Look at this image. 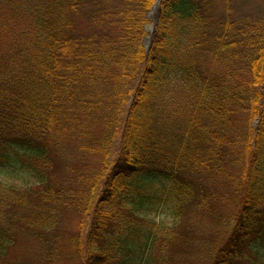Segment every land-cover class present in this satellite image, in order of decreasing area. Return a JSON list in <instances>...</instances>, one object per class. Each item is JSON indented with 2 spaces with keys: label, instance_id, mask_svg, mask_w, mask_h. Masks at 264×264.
Wrapping results in <instances>:
<instances>
[{
  "label": "trees",
  "instance_id": "obj_1",
  "mask_svg": "<svg viewBox=\"0 0 264 264\" xmlns=\"http://www.w3.org/2000/svg\"><path fill=\"white\" fill-rule=\"evenodd\" d=\"M154 3L0 0V264H264V0Z\"/></svg>",
  "mask_w": 264,
  "mask_h": 264
},
{
  "label": "rangeland",
  "instance_id": "obj_2",
  "mask_svg": "<svg viewBox=\"0 0 264 264\" xmlns=\"http://www.w3.org/2000/svg\"><path fill=\"white\" fill-rule=\"evenodd\" d=\"M67 156L71 157L70 154H67ZM193 180L196 183H198V180L196 177H193ZM0 182L4 184H10L13 186H17V187H25L31 184L33 182V179H31L30 177H27L25 174L20 173L18 171L11 172L10 170H0ZM202 183L204 186L209 185V184H206L203 180H202ZM149 185L152 186L153 188H157L161 185V182L153 181ZM231 210H232V206H227L225 211L228 213ZM147 214H148L149 219L155 220L156 222H159L162 225H166L170 227L174 222V219L167 212L166 213L165 212H155V213H147ZM65 218H66V226H65L66 232L64 233V239L68 237L70 231L72 230L76 222V217L72 213H68L67 215H65V217L63 215L62 227L65 225ZM186 221L187 222H185V224H188L192 228V230L196 233L195 238L197 234L198 236L205 237L209 231V227L207 226L204 218L198 215L196 211L192 212L187 217ZM16 239H17L16 245L9 250V253L6 257L7 261H10L11 258L17 255H21L22 258H25L28 260L38 259L39 249L33 241L23 236H18V237L16 236ZM209 240L211 242L210 244L212 243L214 244L217 242V239L214 236L210 237ZM158 247H159V243H157L155 247L149 250L148 252H145L143 254H136L135 263L136 264H155L153 260L156 261L157 263V260H155L154 257H155V254L158 252V249H159ZM211 248L212 247L210 245L206 246L205 248L203 247L202 253L210 250ZM249 248L255 249L256 248L255 243L250 244ZM200 255H201L200 253H195V255H193L192 257H189V259H192L195 257L194 259L195 264H208L209 260L207 261L205 258H200ZM161 256H162V253L158 252L159 260L164 261L163 258H160ZM75 263H76L75 261L71 260V261L62 262L61 264H75Z\"/></svg>",
  "mask_w": 264,
  "mask_h": 264
},
{
  "label": "water",
  "instance_id": "obj_3",
  "mask_svg": "<svg viewBox=\"0 0 264 264\" xmlns=\"http://www.w3.org/2000/svg\"><path fill=\"white\" fill-rule=\"evenodd\" d=\"M160 1L161 0H156L155 4L153 5L152 10H151V11H153L155 9V14H154V17L152 19L153 24L149 28L150 29L149 32H148L149 36L146 37L144 39V42H143V46L145 47L146 52L149 51V48H150V46L152 44V35H153L154 31H155L156 17H157V14H158ZM148 18H150L149 15H148Z\"/></svg>",
  "mask_w": 264,
  "mask_h": 264
},
{
  "label": "bare ground",
  "instance_id": "obj_4",
  "mask_svg": "<svg viewBox=\"0 0 264 264\" xmlns=\"http://www.w3.org/2000/svg\"><path fill=\"white\" fill-rule=\"evenodd\" d=\"M154 14H155V9H154V10L151 12V14H150L151 19H153Z\"/></svg>",
  "mask_w": 264,
  "mask_h": 264
}]
</instances>
